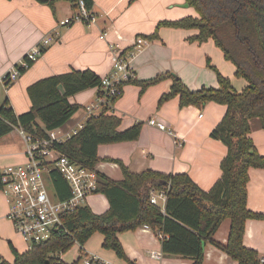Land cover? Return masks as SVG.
<instances>
[{"label": "crops", "instance_id": "0c3cea01", "mask_svg": "<svg viewBox=\"0 0 264 264\" xmlns=\"http://www.w3.org/2000/svg\"><path fill=\"white\" fill-rule=\"evenodd\" d=\"M184 4L185 0H93V7L89 11L94 17L92 23L74 21L67 24L64 20L75 14L67 1H57L53 11L46 3L37 0H0L2 92L16 115L24 113L31 105L26 91L30 84L73 69H91L100 77L107 76L112 70L111 50L130 48L138 36L145 38L146 43L128 60L134 79L145 80L171 72L191 90L202 86L216 88V73L208 66L209 63L221 75L229 78L237 91L241 90L246 81L235 76V66L224 58L223 52L211 38L202 43L188 39L197 33L196 29L160 26L156 38L146 37L155 32L160 21L197 16L192 7ZM44 38H50L44 52L24 74L6 85L2 76L16 66H25L26 55ZM171 84L172 78L165 77L147 87L142 95H139L140 87L136 84L128 83L122 87V94L112 106V112L121 118L119 129L139 121L143 123L142 129L136 140L98 145L96 171L112 180H120L121 169L117 163L108 161L111 158L120 160L131 172L150 169L164 173H186L203 190H209L220 178V162L226 154V146L219 139L212 138L210 132L222 119L225 106L207 102L202 106L180 107L178 96L159 105V98L170 90ZM97 94V88H89L69 98L70 102L81 105V108L61 126L63 132L76 127L79 122H85L88 115L84 107L94 104ZM201 107L205 109L203 114L199 113ZM149 119L164 123L166 128L161 130L148 124ZM38 123L43 126L41 122ZM250 127L249 135L257 151L264 154V128L260 120L251 119ZM21 143L24 147L19 146ZM24 151L25 144L18 128L0 137V170L23 163ZM248 174L247 207L264 213V169L250 168ZM153 192L157 199L155 205L163 211L166 197H159V191ZM86 205L96 214L105 212L109 207L106 197L101 193L89 195ZM7 212L6 196L0 189V234L6 239L15 231ZM229 227L230 220L226 218L214 234V239L225 243ZM97 233H93L82 246L83 252L96 254L109 264H192L191 259L163 253L162 237L146 225L118 233L126 257L132 263L118 258L112 250L107 249L116 258L107 256V251L103 254L89 248L87 243ZM18 235L23 242V249L18 250L11 240L8 244L18 252H23L28 249V244ZM100 235L102 246L103 235ZM243 244L254 248L264 258L263 219L246 221ZM73 247L77 251L76 255L66 260L64 254ZM72 248L63 254V261L72 263L78 258L79 245L75 244ZM154 250L161 252V259L150 256ZM12 261L13 254L8 262ZM203 264L238 263L207 242L204 245Z\"/></svg>", "mask_w": 264, "mask_h": 264}, {"label": "trees", "instance_id": "16d2710c", "mask_svg": "<svg viewBox=\"0 0 264 264\" xmlns=\"http://www.w3.org/2000/svg\"><path fill=\"white\" fill-rule=\"evenodd\" d=\"M37 1L46 3L54 11L55 3L60 0ZM63 1L69 2L76 11L79 0ZM82 1L90 11L93 0ZM185 1L197 16L160 21L155 32L146 37L156 38L160 26L194 28L197 33L188 39L202 43L211 38L224 58L235 66V76L243 78L246 85L237 91L229 78L208 63L216 73V88L202 86L191 90L170 72L145 80L130 78L120 84V95L125 84L138 85L139 95H142L147 87L170 77V90L159 98V105L175 96L179 97L180 107L202 106L207 102L224 105L222 119L210 132L212 138L219 139L226 146V154L220 162V178L209 190H203L186 173L150 169L136 173L129 171L120 160L110 158L108 161L119 165L122 178L112 180L97 171L98 181L93 193L106 197L109 207L105 212L93 213L87 205L67 212L62 215L60 230L44 241L33 242L23 252H18L10 244L13 261L8 262L0 255V264H78L82 246L95 232L103 235V248L132 263L126 257L118 233L135 230L141 225L163 235V253L191 259L192 264H203L207 242L238 264H263L258 252L243 244V235L248 219L264 220L263 212L247 207L248 170L264 169V154L257 151L249 135L253 118L259 119L264 128V0ZM33 63L26 55L25 66L15 68L22 75ZM101 81L102 77L91 69H73L35 81L26 89L31 102L28 111L16 115L7 99L0 104V137L18 127L32 136H43L44 130L61 127L81 108L69 98L89 88H97L98 95H102ZM120 95L110 99V107L105 106L99 114L89 116L76 134L54 147L70 159L95 168L99 159L98 145L136 140L143 123L139 121L119 129L121 118L112 112ZM1 177L0 170V189ZM52 188L60 198L69 195L67 183L57 172L52 173ZM153 191L165 193L163 211L150 203ZM226 218L230 220L229 233L226 242L220 243L214 239V234ZM75 244L80 249L78 258L72 263L63 261L60 254Z\"/></svg>", "mask_w": 264, "mask_h": 264}, {"label": "built area", "instance_id": "2783aa9c", "mask_svg": "<svg viewBox=\"0 0 264 264\" xmlns=\"http://www.w3.org/2000/svg\"><path fill=\"white\" fill-rule=\"evenodd\" d=\"M65 23L82 21L88 24L94 21V17L85 7L82 0L78 1L75 14L66 18ZM50 38H44L42 42L33 48L28 54V59L35 61ZM146 43L143 37H136L132 46L125 50H111L112 70L102 77V95L97 94L94 104L84 107L88 117L99 114L105 106H111L110 99L120 95V84L134 77L128 60L138 52ZM8 75V78H6ZM20 76L16 68L2 76L6 85L12 84ZM201 116V115H200ZM87 117V118H88ZM85 122L77 123L76 127L63 132L60 128L44 130L43 136H32L23 128L18 127L25 144V161L20 164L9 165L1 170V191L6 196L8 204L7 217L12 222L15 231L22 236L28 247L33 242L48 239L54 231L63 227L62 215L72 212L78 207L86 205V200L97 185L98 174L95 168H88L83 164L70 159L54 147L76 134ZM148 124L164 130V123L155 119H149ZM57 172L67 183L69 195L60 198L52 188V173ZM151 193L150 203L157 204L156 196ZM158 196L165 197V193L159 191ZM160 237L163 235L156 232ZM150 256L161 259V252L151 251ZM264 264V258L260 259ZM78 264H109L96 254L81 253Z\"/></svg>", "mask_w": 264, "mask_h": 264}, {"label": "rangeland", "instance_id": "374dc122", "mask_svg": "<svg viewBox=\"0 0 264 264\" xmlns=\"http://www.w3.org/2000/svg\"><path fill=\"white\" fill-rule=\"evenodd\" d=\"M4 90L0 87V97H1V100H0V103H3L4 100L6 99L5 95H4ZM199 113H205V109L204 108H200L199 110ZM20 147H24L23 146V143H21L19 145ZM159 205L161 206L162 205V201L159 202ZM101 235L100 233H97V234H94L90 240H89V243H87V246L89 248H92V250H96L97 252L99 253H103L107 251V256H110L112 258H116L115 255L112 253V251H108L107 249L103 248L101 246ZM11 240L12 242H14L15 244V247L20 250V249H23L24 248V245H23V242L20 238V236L18 234H16L15 231H13V234L12 236H9L8 239H6L5 237H3L1 234H0V255L6 260H10L12 259V252H11V247L9 246L8 244V241ZM104 250V251H103ZM76 249L75 247H73L71 250H69L66 254H64V258L66 260H70L71 258L74 257V255H76ZM63 257V254H60V258ZM7 260V261H8Z\"/></svg>", "mask_w": 264, "mask_h": 264}, {"label": "water", "instance_id": "95a60500", "mask_svg": "<svg viewBox=\"0 0 264 264\" xmlns=\"http://www.w3.org/2000/svg\"><path fill=\"white\" fill-rule=\"evenodd\" d=\"M185 6H187L188 4L186 3V4H184Z\"/></svg>", "mask_w": 264, "mask_h": 264}]
</instances>
